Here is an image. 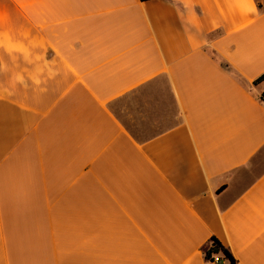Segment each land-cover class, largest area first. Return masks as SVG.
<instances>
[{
    "label": "crops",
    "instance_id": "0c3cea01",
    "mask_svg": "<svg viewBox=\"0 0 264 264\" xmlns=\"http://www.w3.org/2000/svg\"><path fill=\"white\" fill-rule=\"evenodd\" d=\"M263 76L256 0H0V264H264Z\"/></svg>",
    "mask_w": 264,
    "mask_h": 264
},
{
    "label": "trees",
    "instance_id": "16d2710c",
    "mask_svg": "<svg viewBox=\"0 0 264 264\" xmlns=\"http://www.w3.org/2000/svg\"><path fill=\"white\" fill-rule=\"evenodd\" d=\"M260 81H264V76ZM204 257L207 262H211L214 258H219L227 260L230 264H237L230 250L214 238L204 247Z\"/></svg>",
    "mask_w": 264,
    "mask_h": 264
},
{
    "label": "built area",
    "instance_id": "2783aa9c",
    "mask_svg": "<svg viewBox=\"0 0 264 264\" xmlns=\"http://www.w3.org/2000/svg\"><path fill=\"white\" fill-rule=\"evenodd\" d=\"M140 1H146V0H140ZM260 103L264 110V94L260 97ZM208 264H224V260H221L219 258H214L211 262H207Z\"/></svg>",
    "mask_w": 264,
    "mask_h": 264
},
{
    "label": "rangeland",
    "instance_id": "374dc122",
    "mask_svg": "<svg viewBox=\"0 0 264 264\" xmlns=\"http://www.w3.org/2000/svg\"><path fill=\"white\" fill-rule=\"evenodd\" d=\"M257 4L264 9V0H256Z\"/></svg>",
    "mask_w": 264,
    "mask_h": 264
}]
</instances>
